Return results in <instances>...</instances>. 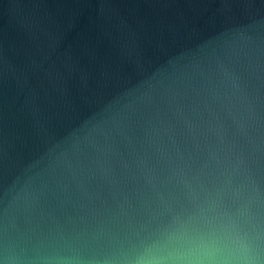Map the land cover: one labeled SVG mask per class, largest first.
Instances as JSON below:
<instances>
[{
	"label": "water",
	"instance_id": "95a60500",
	"mask_svg": "<svg viewBox=\"0 0 264 264\" xmlns=\"http://www.w3.org/2000/svg\"><path fill=\"white\" fill-rule=\"evenodd\" d=\"M215 217L264 231V0H0V264L164 262Z\"/></svg>",
	"mask_w": 264,
	"mask_h": 264
},
{
	"label": "clouds",
	"instance_id": "9594fccd",
	"mask_svg": "<svg viewBox=\"0 0 264 264\" xmlns=\"http://www.w3.org/2000/svg\"><path fill=\"white\" fill-rule=\"evenodd\" d=\"M173 259L137 264H264V231L245 219L208 218L178 226Z\"/></svg>",
	"mask_w": 264,
	"mask_h": 264
}]
</instances>
